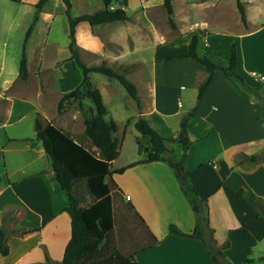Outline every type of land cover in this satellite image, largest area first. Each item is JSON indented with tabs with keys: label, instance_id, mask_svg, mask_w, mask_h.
I'll use <instances>...</instances> for the list:
<instances>
[{
	"label": "crops",
	"instance_id": "1",
	"mask_svg": "<svg viewBox=\"0 0 264 264\" xmlns=\"http://www.w3.org/2000/svg\"><path fill=\"white\" fill-rule=\"evenodd\" d=\"M37 1L0 0V69L4 68L3 58L12 46V31L17 27L22 29V53L30 57L27 78L21 79L19 70L11 69L0 83V226H37L22 234H9V252L0 254V264L60 260L70 238V216L63 209L68 197L52 178V160L36 134V118L43 124H56L75 140L95 149L84 134L90 100L83 99L81 107L72 100L78 104L71 116L81 117L82 130L74 128V121L69 119L72 101L60 111L53 106L63 92L74 88L83 77L81 67L70 57L68 6L64 0H47L37 11ZM69 1L73 17L104 7L103 0ZM238 1L245 21L241 19ZM172 5L173 25L163 0H112L110 7L122 8L126 19L96 24L80 21L76 25V46L87 65L104 61L118 68L132 64L125 75L135 83L139 103L126 91L132 100L122 115L114 113L115 106L107 105L105 93L92 81L102 94L108 110L106 117L117 123L114 135L119 139V154L111 167L127 166L145 155V137L135 128V149L130 152L134 155L129 154L125 161L114 165L127 142L126 130L135 127L137 117L146 118L168 139V158L178 160L186 152L189 178L198 194L207 198L214 236L218 242L228 240L226 257L230 248H240L251 256L247 249L264 239V216L240 198L236 190L242 188L257 195L264 212V155L256 161L241 156L264 149V105L258 96L263 93V85L251 75L252 70L264 74V0H172ZM19 18L31 20L29 33ZM40 20L45 26L37 30L29 45ZM193 34L197 35L198 52L218 63L227 62L234 41L237 69L248 84L260 86L258 90L249 91L231 76L215 70L198 98L206 67L191 56H175L188 50ZM53 115H57V122ZM184 117L190 140L186 149L176 140ZM25 118H31L27 132L25 128H10ZM30 125L34 136L28 135ZM6 152L10 157L8 164ZM174 153L177 157L169 156ZM113 177L123 191L114 211L115 230L127 227L130 235L124 238L133 245L129 252L138 250L135 258L139 264H217L197 239L169 232L170 224L184 232L191 231L195 215L167 160L134 163ZM77 186L84 190L85 182L80 181ZM86 199L90 201L91 197L85 192ZM127 202L144 223L128 209ZM154 238L156 241L147 246ZM262 254L263 251L245 260L259 259Z\"/></svg>",
	"mask_w": 264,
	"mask_h": 264
},
{
	"label": "trees",
	"instance_id": "2",
	"mask_svg": "<svg viewBox=\"0 0 264 264\" xmlns=\"http://www.w3.org/2000/svg\"><path fill=\"white\" fill-rule=\"evenodd\" d=\"M46 1L38 0L36 2L37 11L42 8ZM64 1L68 6L66 14L69 22L70 57L75 59L77 65L81 67L83 77L74 88L61 94L57 101V109L59 111L62 110L65 104L72 100H77L80 107L83 99L87 98L90 100L92 106L90 107V113L84 119V134L90 144L95 146V149L86 147L78 140H75L70 132L64 131L56 124L50 121L43 124L40 118H36V134L41 138L44 149L52 160V178L58 182L68 197V203L63 209L69 213L71 228L70 238L65 245L62 258L56 261L47 259L45 262L37 264H139L135 258L138 250L125 254L117 246L120 239L129 236L130 233L127 227L119 228L118 232L115 230L114 211L117 204L121 201L123 191L118 186L113 175L121 173L128 165L152 160L168 161L195 215V225L191 231L184 232L176 225L170 224L169 232L197 239L209 251L212 259L217 264H236L229 261L224 252V249L228 246V240L218 242L214 236V228L210 225L208 217L207 198L200 196L190 181L189 171L185 165L186 152L183 153L181 159L173 160L168 158L166 155L168 150L166 140L168 139L159 134L146 118L139 116L134 120L135 128L148 141L143 143L145 155L127 166L111 167L112 161L119 154V139L114 135L117 130V123L112 118L106 117L108 110L102 94L94 86L89 73L98 71L110 78H116L126 89L129 96L139 103L137 87L125 75L132 68V64L119 66L118 68L108 65L104 61L99 64L87 65L79 56L76 46L75 28L80 21L96 24L126 19L128 16L122 8H111L112 0H103L104 7L73 17L69 13L70 1ZM237 4L241 19L245 21V12L242 4L240 1ZM163 6L168 14L169 23L173 25L172 0H163ZM30 28L31 26L27 32ZM197 40V35L193 34L189 41L188 50L175 54V56H191L206 67L207 74L198 86V98L210 82L213 72L220 70L234 78L243 88L249 91L255 92L263 85V93L258 94V96L264 105V80L260 81L261 85L259 87L252 86L245 81L237 69V49L234 41L231 43L227 62L218 63L208 55L198 52ZM27 75V58L23 51L19 63V77L25 79ZM176 140L183 149H186L190 143L185 117L181 121ZM263 155L264 149L259 153L241 154L243 159L251 161H256ZM80 181L85 182L84 190H81L78 186L76 188ZM85 192L91 197L88 203H84ZM236 194L255 208L258 214L264 216V212L261 211L262 203L257 195L242 188L236 190ZM127 207L144 223L130 202H127ZM7 217L13 218L14 215H8ZM36 228L37 226L31 228L0 226V254L9 252L7 241L9 234H22ZM155 241L156 239L154 238V241L147 246L152 245ZM259 259L264 260V254ZM245 261L250 262L252 258H247Z\"/></svg>",
	"mask_w": 264,
	"mask_h": 264
},
{
	"label": "rangeland",
	"instance_id": "3",
	"mask_svg": "<svg viewBox=\"0 0 264 264\" xmlns=\"http://www.w3.org/2000/svg\"><path fill=\"white\" fill-rule=\"evenodd\" d=\"M12 4V3H10ZM16 4V3H14ZM21 23H25V29L28 28V26L30 25L31 20H25V19H21L19 18ZM28 21V22H27ZM33 21V20H32ZM45 25L42 23V20H40L38 22V25L34 28L33 33L31 34V37L29 38V45L30 43L33 42L34 37H36V33L37 30H40L44 27ZM28 30V29H27ZM31 31L30 30L27 32L29 33ZM23 36H22V29L21 26L17 27L16 29H14L12 31V35H11V42L12 46L9 48L8 54L3 58V69H0V83L3 79L4 76H6L7 74L9 75V73L7 71L14 69L15 72H18L19 70V63H20V59L22 56V49H21V44L20 41H22ZM29 49V48H28ZM30 50V49H29ZM28 57V59H30V57L28 56V53L26 55V58ZM2 63V59L0 58V65ZM90 79L91 81H93L95 83V85H97V87L99 89H102L106 100V103L108 106H111L112 104L115 106L116 108V112H114L115 114H117L118 116L121 114H124L127 110V106H129V101L132 100L126 93L125 88L121 85V83L118 82L117 79H113L110 80L107 75H105L102 72H96L93 71L90 73ZM104 81H106L107 83L109 82V84H102ZM119 92V93H117ZM29 97L31 99H34L33 94H29ZM57 100L53 103V106H55V109H57V104H56ZM77 102L76 101H72L70 102V111H69V119L74 121V128L78 129V130H82L83 126H82V119L80 116H78L77 118H73L71 116V112L73 111V109L75 107H77ZM116 115V116H117ZM29 120H31V118H25L23 121H21L18 125H14L10 128H16L18 130H22L24 131L23 128H27V122H29ZM53 120L54 122L58 121L57 115H53ZM9 128V129H10ZM30 130V134H28L29 136H34L33 135V126L30 125L28 131ZM27 132V129H26ZM127 137H126V144L124 145L123 149L121 150V154L119 156V158L117 159V161L114 163V165H118L121 162L125 161V157L129 154L134 155L133 152L135 149V140L133 138V134H135L134 132H138L136 131L135 127L130 126L127 130ZM77 135L83 134V132H76ZM40 140V139H38ZM19 142V141H18ZM145 142H148L145 138ZM129 144V147L128 145ZM30 154V153H29ZM177 154V153H176ZM175 153L174 154H169V156L171 157H177ZM24 155V154H23ZM6 163L8 164L10 162V157L9 154L6 152ZM84 203H88V200H84ZM136 243V242H135ZM117 246L119 247L120 251L123 253H128L130 250H132V243H129V240L127 238H122L120 239V241L118 242ZM264 239L263 241H261L260 243H257L256 245L249 247V249H247L249 252L251 251L252 255L251 256H256L258 255V253H260L261 251L264 252ZM240 248H230L227 252L229 253L228 258L233 262V263H237V264H264L263 261H260L259 259L255 258L252 262H246L245 258L246 257H251L248 253L244 254V251H239ZM231 257L234 259L232 260Z\"/></svg>",
	"mask_w": 264,
	"mask_h": 264
},
{
	"label": "built area",
	"instance_id": "4",
	"mask_svg": "<svg viewBox=\"0 0 264 264\" xmlns=\"http://www.w3.org/2000/svg\"><path fill=\"white\" fill-rule=\"evenodd\" d=\"M251 75L256 81H263L264 80V74L258 73L255 70L251 71ZM126 197H128V195Z\"/></svg>",
	"mask_w": 264,
	"mask_h": 264
}]
</instances>
